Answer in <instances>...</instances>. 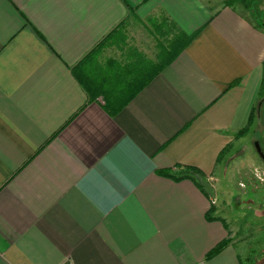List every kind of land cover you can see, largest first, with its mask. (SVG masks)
Instances as JSON below:
<instances>
[{
    "label": "crops",
    "instance_id": "crops-1",
    "mask_svg": "<svg viewBox=\"0 0 264 264\" xmlns=\"http://www.w3.org/2000/svg\"><path fill=\"white\" fill-rule=\"evenodd\" d=\"M211 4L0 0V264H244L230 223L207 220L213 199L159 174L195 167L233 198L223 181L256 123L237 135L264 105V26ZM149 20L195 36L112 116L73 68Z\"/></svg>",
    "mask_w": 264,
    "mask_h": 264
},
{
    "label": "rangeland",
    "instance_id": "rangeland-1",
    "mask_svg": "<svg viewBox=\"0 0 264 264\" xmlns=\"http://www.w3.org/2000/svg\"><path fill=\"white\" fill-rule=\"evenodd\" d=\"M206 1L212 2V6H218L226 4L229 0ZM235 6L244 8V5L240 3L235 4ZM248 6L257 23L260 25V21L264 22V0H249ZM145 23L146 26L143 27L138 22L137 29L135 26H125L124 33L128 39L127 45L123 47L122 45L107 46L102 52L101 62L110 58L121 59L123 54L128 53L130 47H135L149 58L156 60L157 54L161 50L159 44L161 41H165V36H162L156 27L162 22L149 20ZM166 31L165 28L163 32ZM177 33L176 28L173 29L169 38L174 37ZM259 105L257 106L256 126L252 128L253 131L250 136L243 142V145L244 143L248 144V150L244 153H237L239 157L233 160L229 172L224 178L225 181H223L225 186L233 189L235 196L233 198L228 196V198H222L217 202L215 199L212 201L214 217L224 223L229 222L231 237L233 236V239L241 244L244 264H264V161L256 150V142H259L264 153V105L261 104L260 108ZM239 148L242 149V147L238 146V152H240ZM228 149L226 151H229ZM228 159L229 161L232 160V158ZM226 163L229 162L226 161ZM243 171L252 173L242 177ZM217 207L218 209L221 208L220 215L217 214Z\"/></svg>",
    "mask_w": 264,
    "mask_h": 264
},
{
    "label": "trees",
    "instance_id": "trees-1",
    "mask_svg": "<svg viewBox=\"0 0 264 264\" xmlns=\"http://www.w3.org/2000/svg\"><path fill=\"white\" fill-rule=\"evenodd\" d=\"M248 1L229 0L226 5L234 6L240 3L244 5V9L249 10ZM260 25L264 26V22L260 21ZM125 26L126 22L118 25L73 68L74 76L86 91L89 100L98 101L101 99L104 108L112 116H116L123 111L187 48L195 36L187 35L185 32L177 30L178 33L174 37L169 38L171 31L176 28V25L167 21L156 26L157 31L159 30L162 36H165V41H161L159 44L161 50L158 52L156 60L149 58L137 48L130 47L128 53L123 54L121 59L110 58L105 62H101L102 52L107 46L122 45L123 47L127 45L128 39L125 35L126 33H124ZM165 28L167 31L164 33L163 30ZM255 121H257V109L251 115L249 127L241 131L237 137L249 133ZM225 150L220 153L217 162L222 160ZM178 168L180 170L179 173L164 170L160 171L159 174L176 181L191 180L205 193L194 175L196 173L203 175L201 170L189 166H180ZM213 214L214 208L212 206L206 214L207 220H217ZM228 244V241L222 242L208 254V258L218 255Z\"/></svg>",
    "mask_w": 264,
    "mask_h": 264
},
{
    "label": "water",
    "instance_id": "water-1",
    "mask_svg": "<svg viewBox=\"0 0 264 264\" xmlns=\"http://www.w3.org/2000/svg\"><path fill=\"white\" fill-rule=\"evenodd\" d=\"M260 106H261V104L259 105V108H260ZM256 150H257V153L259 154V156L264 161V153H263V150H262L259 142H256ZM194 175L197 178L200 186L204 189L205 193L207 195H209V197H211L212 199H215L216 198V191H215V188L213 187V185L202 174L196 173Z\"/></svg>",
    "mask_w": 264,
    "mask_h": 264
}]
</instances>
